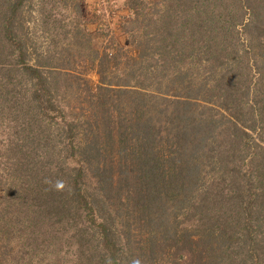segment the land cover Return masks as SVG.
I'll use <instances>...</instances> for the list:
<instances>
[{
    "label": "trees",
    "instance_id": "16d2710c",
    "mask_svg": "<svg viewBox=\"0 0 264 264\" xmlns=\"http://www.w3.org/2000/svg\"><path fill=\"white\" fill-rule=\"evenodd\" d=\"M33 1L0 0V264L44 263L29 228L48 264H264V0H127L128 46L48 64Z\"/></svg>",
    "mask_w": 264,
    "mask_h": 264
},
{
    "label": "rangeland",
    "instance_id": "374dc122",
    "mask_svg": "<svg viewBox=\"0 0 264 264\" xmlns=\"http://www.w3.org/2000/svg\"><path fill=\"white\" fill-rule=\"evenodd\" d=\"M75 2L80 4L77 11L72 10V5ZM129 12L127 0H34L25 7L26 25L29 33V59L31 63L48 64L50 59L61 55L64 50H68V53L78 57L80 52L91 54L92 49L103 50L109 44L128 46L129 38L122 25ZM245 22L250 25L252 19L247 18ZM244 41V35H241V37L238 36L236 42L242 46ZM81 46H83V50ZM77 59L79 60V58ZM79 70H86L87 77L94 86L98 83L97 73L87 63L81 62ZM246 122L255 125L250 119H247ZM249 132L252 142H260L258 130L249 129ZM3 140L5 139L0 137V145ZM7 172L6 174H9ZM30 230L31 228L23 232L22 241H19L22 246L26 244L40 249V257L38 258L37 253L31 250L25 253L29 256L28 261L34 255L37 262L38 259L43 258V264H48L46 260L51 263L53 252L51 248L47 249L51 244L50 240L42 241L44 236L33 240L29 236L31 235ZM34 231L36 232L37 229ZM6 236L7 234L0 232V242H3L7 238ZM18 238L15 239V243L18 242ZM27 246L24 247V250ZM43 247L46 254H44Z\"/></svg>",
    "mask_w": 264,
    "mask_h": 264
},
{
    "label": "clouds",
    "instance_id": "9594fccd",
    "mask_svg": "<svg viewBox=\"0 0 264 264\" xmlns=\"http://www.w3.org/2000/svg\"><path fill=\"white\" fill-rule=\"evenodd\" d=\"M56 187L58 189H62L63 188V183L62 182L61 183H57ZM134 264H139V261H134Z\"/></svg>",
    "mask_w": 264,
    "mask_h": 264
}]
</instances>
